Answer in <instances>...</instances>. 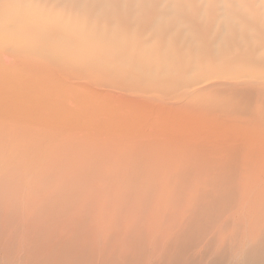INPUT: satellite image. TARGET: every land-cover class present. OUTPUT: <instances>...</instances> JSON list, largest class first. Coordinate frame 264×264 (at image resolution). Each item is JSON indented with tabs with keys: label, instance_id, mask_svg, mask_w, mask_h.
<instances>
[{
	"label": "bare ground",
	"instance_id": "6f19581e",
	"mask_svg": "<svg viewBox=\"0 0 264 264\" xmlns=\"http://www.w3.org/2000/svg\"><path fill=\"white\" fill-rule=\"evenodd\" d=\"M16 180L34 264H264V0H0Z\"/></svg>",
	"mask_w": 264,
	"mask_h": 264
},
{
	"label": "rangeland",
	"instance_id": "374dc122",
	"mask_svg": "<svg viewBox=\"0 0 264 264\" xmlns=\"http://www.w3.org/2000/svg\"><path fill=\"white\" fill-rule=\"evenodd\" d=\"M31 181L33 183H31L30 185L27 186V192L29 191L28 194H30V195H31V192L35 188H37V186H35L36 182H37V179L33 178V180H31ZM37 183H39V182H37ZM20 184L21 183H19V181L16 180L15 184H14V187L11 190L12 191V196H13V191H14V193L16 191V195H17V199H18V207H16L13 221L6 216L7 207L5 206V201L0 202V240H2V241H0V258H1L0 259L1 260L0 264H24L25 262H26L25 264H34L33 262L36 259L40 260L41 258H43L44 254L48 252V249L50 247H52L54 244H56V242H54V240L49 238V235H50L51 232H53V230L51 232H48L49 228H46V227H44V230H43L40 222L33 223L29 219V217H28L29 216V211H31V210H28L27 207L24 208V205L22 203V199H24V198H21V196H22L21 194L25 193V188L26 187L23 188L22 185H20ZM29 186H30V188H29ZM26 199H27V196H26V198L24 200H26ZM28 207L30 208V205ZM21 214H23V215H21ZM23 217H24V219H23ZM25 217H28V218H25ZM8 221H10V223H8ZM23 225H25V226H23ZM13 227H15V228H13ZM45 230H48V231L46 232ZM21 233H22V235H21ZM48 233H49V235H47ZM96 234H97V236H96ZM98 235H99V237H98ZM104 235H105V233L101 232V231H98V233H93L92 232V240L90 241V243H91V246L93 248H91V250L89 252V257L87 256V258H95L96 253L97 254H99V253L103 254L104 253V255H105V247H104V240H105L104 238H105V236ZM25 239L28 240V241H26ZM97 239L99 241H97ZM100 241L101 242L103 241L102 245H101ZM99 243H100V246L98 245ZM27 244L29 245V247H28ZM1 245L3 247H1ZM98 246L100 247V249L102 248V250H98L99 249ZM21 247H24V248H21ZM26 247H27V249H26ZM44 250H46V251H44ZM94 250H95V254H94ZM42 252H44V253H42ZM57 252L60 253L59 250H57ZM28 254H29V256H28ZM150 257L151 258H155L154 257V253H153L152 250L150 252L146 253V258H150ZM19 258L22 259V260H19ZM31 258H32V260H31ZM13 259H14V261H13ZM20 261H22V262H20ZM27 261H28V263H27ZM94 263L97 264L96 261ZM100 264H102V263H100Z\"/></svg>",
	"mask_w": 264,
	"mask_h": 264
}]
</instances>
